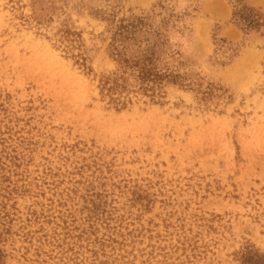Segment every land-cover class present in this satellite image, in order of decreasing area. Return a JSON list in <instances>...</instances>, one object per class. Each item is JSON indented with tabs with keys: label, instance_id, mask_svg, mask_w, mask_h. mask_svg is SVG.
Returning <instances> with one entry per match:
<instances>
[{
	"label": "rangeland",
	"instance_id": "374dc122",
	"mask_svg": "<svg viewBox=\"0 0 264 264\" xmlns=\"http://www.w3.org/2000/svg\"><path fill=\"white\" fill-rule=\"evenodd\" d=\"M264 0H0V264H264Z\"/></svg>",
	"mask_w": 264,
	"mask_h": 264
},
{
	"label": "trees",
	"instance_id": "16d2710c",
	"mask_svg": "<svg viewBox=\"0 0 264 264\" xmlns=\"http://www.w3.org/2000/svg\"><path fill=\"white\" fill-rule=\"evenodd\" d=\"M234 17L242 23L244 29L257 30L264 27V16L254 8L244 7L242 10L236 8Z\"/></svg>",
	"mask_w": 264,
	"mask_h": 264
}]
</instances>
